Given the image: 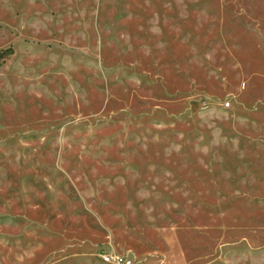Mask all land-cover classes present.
Returning a JSON list of instances; mask_svg holds the SVG:
<instances>
[{
    "label": "rangeland",
    "instance_id": "374dc122",
    "mask_svg": "<svg viewBox=\"0 0 264 264\" xmlns=\"http://www.w3.org/2000/svg\"><path fill=\"white\" fill-rule=\"evenodd\" d=\"M264 264V0H0V264Z\"/></svg>",
    "mask_w": 264,
    "mask_h": 264
},
{
    "label": "built area",
    "instance_id": "2783aa9c",
    "mask_svg": "<svg viewBox=\"0 0 264 264\" xmlns=\"http://www.w3.org/2000/svg\"><path fill=\"white\" fill-rule=\"evenodd\" d=\"M101 259L109 264H133V259L128 255H116L113 253H104Z\"/></svg>",
    "mask_w": 264,
    "mask_h": 264
}]
</instances>
